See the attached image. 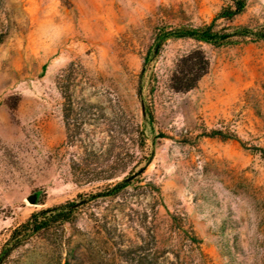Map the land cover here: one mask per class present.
I'll list each match as a JSON object with an SVG mask.
<instances>
[{"label":"rangeland","instance_id":"rangeland-1","mask_svg":"<svg viewBox=\"0 0 264 264\" xmlns=\"http://www.w3.org/2000/svg\"><path fill=\"white\" fill-rule=\"evenodd\" d=\"M231 5L0 0V253L33 213L87 201L4 264H264V40L170 39L153 55L160 29L208 25ZM244 27L264 32V0L217 21ZM199 48L209 73L176 92L179 60ZM138 174L118 197L91 200Z\"/></svg>","mask_w":264,"mask_h":264},{"label":"trees","instance_id":"trees-1","mask_svg":"<svg viewBox=\"0 0 264 264\" xmlns=\"http://www.w3.org/2000/svg\"><path fill=\"white\" fill-rule=\"evenodd\" d=\"M232 2L233 5L223 8L221 13L208 25L198 28L182 27L174 30H167L165 28L160 29L155 37L153 55L158 56L164 43L170 39H191L199 43H206L215 47L223 46L235 37L251 38L253 36L254 39L264 40V32L253 33L247 27L235 29L233 32H229L226 29H217V21L219 19L233 21L237 16H240L246 10L247 0H232ZM149 61L150 57H147L145 64L147 65ZM210 66V60L206 56L205 52L200 48L184 55L179 60L176 71L172 76V89L176 92L182 93L194 90L197 88L202 78L209 73ZM63 96L65 98L63 110L64 119L68 138H70V121L75 112V101L73 99V95L66 93L64 90ZM222 135L223 133L221 131H213L209 136L216 137ZM224 139H226V137H224ZM254 150L259 151L264 160V150L259 148H255ZM139 176L140 174L128 175L121 181L108 186L105 190L92 195L91 200H97L98 198H116L124 193L128 188L135 187L137 184H140L139 180L136 182V179ZM113 178L114 177H109L105 180H111ZM86 203V199L80 198L33 213L26 222L22 223L12 231L10 239L0 253V264H4L12 250L28 237L42 230L49 229L53 225L73 222L76 219L80 208ZM149 264L156 263L150 262Z\"/></svg>","mask_w":264,"mask_h":264},{"label":"water","instance_id":"water-1","mask_svg":"<svg viewBox=\"0 0 264 264\" xmlns=\"http://www.w3.org/2000/svg\"><path fill=\"white\" fill-rule=\"evenodd\" d=\"M37 199H38L37 194H33V195L28 197V201L31 204H36L37 203Z\"/></svg>","mask_w":264,"mask_h":264}]
</instances>
